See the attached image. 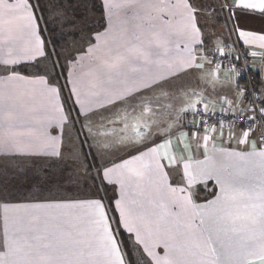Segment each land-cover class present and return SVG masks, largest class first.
Returning a JSON list of instances; mask_svg holds the SVG:
<instances>
[{
	"label": "snow or ice",
	"instance_id": "obj_1",
	"mask_svg": "<svg viewBox=\"0 0 264 264\" xmlns=\"http://www.w3.org/2000/svg\"><path fill=\"white\" fill-rule=\"evenodd\" d=\"M102 8L103 30L69 57L43 35L40 0H0V152L83 156L82 179L91 188L90 198L71 203L4 201L0 264H264V97L241 110L246 123L237 117L226 138L219 133L221 160L238 163L209 153L214 135L181 144L177 133L188 141L192 129L183 131L180 116L142 117L153 112V93L167 94L165 86L185 71L204 69L198 60L207 57L196 55L210 39L203 7L196 0H103ZM225 8L238 40L264 47V35L244 27L250 19L264 23V0H221L219 11ZM16 85L46 99V115L26 106ZM197 103L182 111L201 114ZM137 108L140 117L129 124V109ZM105 124L120 125L117 142L99 139L110 135ZM120 152L128 158L112 159ZM202 193L210 198L201 201Z\"/></svg>",
	"mask_w": 264,
	"mask_h": 264
},
{
	"label": "crops",
	"instance_id": "obj_2",
	"mask_svg": "<svg viewBox=\"0 0 264 264\" xmlns=\"http://www.w3.org/2000/svg\"><path fill=\"white\" fill-rule=\"evenodd\" d=\"M103 0H101L102 6ZM104 11V9H103ZM105 18V16H104ZM244 27L250 30L255 36L264 35V23H262L259 19H250L245 22ZM103 30V28L101 29ZM233 32V31H232ZM205 35V33H204ZM206 38H208L205 35ZM230 37V36H229ZM229 40V41H228ZM228 43L226 47H222L225 43ZM223 42L216 38L208 39L206 50L198 49L196 52L197 57H207L205 61H199L204 63V69H189L185 71L182 75H180L177 79L171 81L168 85L165 86L164 94L160 91L153 93L152 95V113H145L142 117L143 120H161V119H168L172 120L175 119L176 116H180L182 119V123L179 125L183 128V131L188 132L189 128L192 129V132L189 133V140L185 141L181 133H177V136L181 137L180 143L185 144L189 141L195 145L198 140L204 135L215 136V140H209L208 148L209 153L214 155L218 162L223 163H238L236 161H227L221 160L219 156V149L222 147L219 133L221 130L224 132L225 138L228 136L229 132L233 129L223 128V127H215L216 132L213 133L211 130L203 131L198 130L191 124L185 122V117L188 113H184L182 111L183 108L189 107L192 103H199L196 104L197 110H205V105L207 106L206 111H225L232 115L242 114V109H250L247 99L238 85L236 77L233 72L225 68H219L218 76L216 75V68L214 64V55L212 54L213 51L216 50L217 47H222L224 51L231 52L234 48L235 43L241 44L246 50L249 55V62L251 64L252 71L255 77L258 79L259 82V91L261 97H264V47L261 46V42L258 39H251L249 38L247 41H240L237 38L235 32H233L232 39L223 38ZM255 53V55H253ZM212 61L213 63H209ZM83 86L87 88V77L84 78ZM15 92L20 95L22 102L29 107H36L41 109L38 112V115L44 116L46 113L42 110L43 106L47 105L48 101L40 96H36L35 99H32V93L30 92L28 86L25 85H16L14 86ZM163 105L164 107H160ZM170 105V107H169ZM137 110V112H135ZM135 111H132L131 114L128 116L129 124L134 123V117H140V109L137 108ZM164 113V115H161ZM109 125V129L107 126ZM104 128L110 133V135L101 136L99 139L103 141H107L110 143H115L119 140L121 136V128H117L116 125L113 124H105ZM131 133V128L128 130V134ZM194 134V135H193ZM238 134V133H237ZM22 142L27 143L26 138H20ZM68 141L66 140L65 143ZM173 143H176L175 137H173ZM75 149L78 152L80 150V142L79 140H74ZM223 146L227 147L225 143ZM231 147L235 148L236 145L233 144ZM202 150V148H201ZM179 152V150H178ZM0 155L4 156H11L5 155L3 152H0ZM198 155V154H197ZM127 159V155L123 152L117 153L116 156L112 157L117 162H119V158ZM40 159V158H39ZM44 161H48L53 163H57L60 160H52V159H41ZM104 161L101 160L100 163ZM112 187V186H111ZM90 198V196H73V197H59V198H42V199H35V200H22V201H10L12 203L18 202H31V203H71L75 201H81ZM205 198H210V193H202L201 194V201ZM4 201L0 200V209L4 207ZM52 214H60L65 212H75L77 210L74 209H49L48 210ZM3 229V219L0 218V231ZM157 252L163 255V249L158 248Z\"/></svg>",
	"mask_w": 264,
	"mask_h": 264
},
{
	"label": "rangeland",
	"instance_id": "obj_3",
	"mask_svg": "<svg viewBox=\"0 0 264 264\" xmlns=\"http://www.w3.org/2000/svg\"><path fill=\"white\" fill-rule=\"evenodd\" d=\"M95 2L98 8L101 0L51 1L48 7V23L59 27L61 31L68 26L67 31L63 32L68 38L67 47L61 51L64 55L71 57L83 49L93 34L98 31L100 22L105 20L103 8L101 16L91 9ZM196 2L204 10L201 23L208 25L205 35L210 39L216 36L221 43H224L223 38L232 39L233 32L230 31L231 20L228 19L227 9L219 11L221 0H196ZM213 4L216 8L209 10ZM227 42L225 41L222 47H226ZM131 112L129 111V115ZM116 127L119 128L120 125ZM107 128L109 129V125ZM79 151L78 149L77 153ZM83 159V156H80L79 161H76L71 155L65 153L62 160L52 164L39 158L13 159L10 156L0 155V200L22 201L90 196L91 188L82 179L85 175ZM77 178H80L79 183L76 182Z\"/></svg>",
	"mask_w": 264,
	"mask_h": 264
},
{
	"label": "built area",
	"instance_id": "obj_4",
	"mask_svg": "<svg viewBox=\"0 0 264 264\" xmlns=\"http://www.w3.org/2000/svg\"><path fill=\"white\" fill-rule=\"evenodd\" d=\"M225 55H215L214 64L219 63L220 68H225L234 73L238 85L241 87L249 108L252 107L253 100L261 98L259 87L256 83V77L252 71L249 62L247 50L239 43H235L231 52L224 51ZM238 57V59H236ZM201 114L193 115L191 112L185 117V122L199 129L200 122L204 121L203 131L211 130L213 127H223L233 129V124L237 117L239 123H246L243 114L232 115L225 111H205L198 110Z\"/></svg>",
	"mask_w": 264,
	"mask_h": 264
},
{
	"label": "trees",
	"instance_id": "obj_5",
	"mask_svg": "<svg viewBox=\"0 0 264 264\" xmlns=\"http://www.w3.org/2000/svg\"><path fill=\"white\" fill-rule=\"evenodd\" d=\"M52 0H40V4H41V8L44 9V11L41 13L44 16V19L41 20V28L43 31V35L46 37L50 38V46H53L56 48L57 51H62V49H65V47H67L68 44V38H67V34L63 33L64 31H67V27L65 26L63 29V31H61V29L59 27H55V26H51L48 23V7L51 4ZM100 6L97 8V4L96 2L92 4L91 9L93 10V12H95L98 15H103V11H102V6L101 4H99ZM104 26V21L102 20L98 26V30H101ZM61 82L63 83V77H61ZM256 83L257 86L259 87V82L258 79L256 78ZM68 92V89L65 88L64 89V95L66 96ZM85 150H87V145L84 146ZM91 159V157H90ZM109 191L107 193L108 196L113 195V192L111 191V186L109 185ZM124 240H127V234L122 235L121 237Z\"/></svg>",
	"mask_w": 264,
	"mask_h": 264
}]
</instances>
